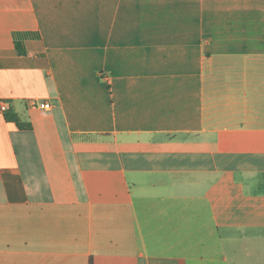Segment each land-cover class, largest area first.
Returning <instances> with one entry per match:
<instances>
[{
	"label": "crops",
	"instance_id": "crops-1",
	"mask_svg": "<svg viewBox=\"0 0 264 264\" xmlns=\"http://www.w3.org/2000/svg\"><path fill=\"white\" fill-rule=\"evenodd\" d=\"M0 99V264H264V0H0Z\"/></svg>",
	"mask_w": 264,
	"mask_h": 264
},
{
	"label": "trees",
	"instance_id": "trees-1",
	"mask_svg": "<svg viewBox=\"0 0 264 264\" xmlns=\"http://www.w3.org/2000/svg\"><path fill=\"white\" fill-rule=\"evenodd\" d=\"M35 36H37V34L34 32H14L13 37H14L18 52L21 54L26 53L24 40L27 38L35 37ZM7 117L8 118H14V116H12L10 114H7Z\"/></svg>",
	"mask_w": 264,
	"mask_h": 264
},
{
	"label": "built area",
	"instance_id": "built-area-1",
	"mask_svg": "<svg viewBox=\"0 0 264 264\" xmlns=\"http://www.w3.org/2000/svg\"><path fill=\"white\" fill-rule=\"evenodd\" d=\"M103 76L106 77L105 74ZM31 103L33 105H38L41 108H51V103H49V102H40V103H38V102L32 100ZM8 108H9L8 101L4 100V99H0V109L2 111H4V110H7Z\"/></svg>",
	"mask_w": 264,
	"mask_h": 264
}]
</instances>
